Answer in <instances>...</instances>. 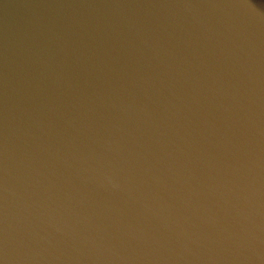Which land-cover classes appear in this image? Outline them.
Returning <instances> with one entry per match:
<instances>
[{
    "label": "water",
    "instance_id": "1",
    "mask_svg": "<svg viewBox=\"0 0 264 264\" xmlns=\"http://www.w3.org/2000/svg\"><path fill=\"white\" fill-rule=\"evenodd\" d=\"M0 264H264V0H0Z\"/></svg>",
    "mask_w": 264,
    "mask_h": 264
}]
</instances>
